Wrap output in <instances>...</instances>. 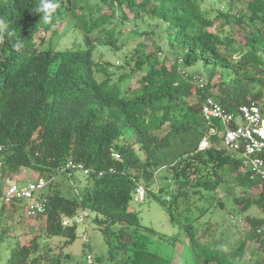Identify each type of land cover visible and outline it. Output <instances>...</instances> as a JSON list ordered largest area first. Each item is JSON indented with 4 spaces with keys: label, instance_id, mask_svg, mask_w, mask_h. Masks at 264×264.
<instances>
[{
    "label": "trees",
    "instance_id": "1",
    "mask_svg": "<svg viewBox=\"0 0 264 264\" xmlns=\"http://www.w3.org/2000/svg\"><path fill=\"white\" fill-rule=\"evenodd\" d=\"M203 1L59 0L45 24L36 11L40 0H0V19L8 25L0 44V246L9 248L6 264H73L62 250L76 238V225L62 221L85 211L101 217L94 221L110 264H264V185L250 180L240 155L222 146L221 125L201 114L210 95L233 114L256 101L264 115V0H214L227 6L214 18ZM239 4L243 13H237ZM124 11L134 22L131 34L151 35L159 52L138 46L124 61L133 68L113 83L111 64L95 61L93 53L99 46L122 48L118 42L128 38L119 29L128 20ZM145 17L156 23L138 24ZM62 22L80 32L83 46L56 50L49 39L42 48ZM17 40L23 43L14 47ZM164 47L169 55L162 56ZM197 64L207 69L202 88L187 73ZM132 78L136 88H123ZM211 125L216 133L200 150ZM69 162L91 171L82 173L81 194L43 193V238L34 234L21 244L2 223L6 207L25 216L24 203H3L6 181L23 170L47 186L58 174L73 179L77 170L60 171ZM232 184L244 191L259 187L257 197L239 196L233 203L241 212L254 207L262 215L248 218L250 228L234 243L216 224H194L210 209H223L217 189ZM142 185L145 198L154 197L167 211L177 235L142 226L129 210Z\"/></svg>",
    "mask_w": 264,
    "mask_h": 264
},
{
    "label": "rangeland",
    "instance_id": "2",
    "mask_svg": "<svg viewBox=\"0 0 264 264\" xmlns=\"http://www.w3.org/2000/svg\"><path fill=\"white\" fill-rule=\"evenodd\" d=\"M203 4L205 9L211 14L210 18H214L218 8L224 10L227 8L225 3H215L214 0H204ZM103 8V11L109 12L108 8ZM244 11L245 8L243 5L239 4L237 13H243ZM124 12H126L128 20L126 21L125 26H120L119 29H122L123 36L128 38L123 42H118V45L122 44V48L119 51H116L107 47L99 46L93 53V59L95 61L103 64H111L110 70L115 72V75L112 77L113 83H117L122 74L128 73L133 68V62L126 66L124 65V61L135 52L138 46L145 45L147 47L146 53L159 52L151 42V35L140 36L137 38L131 34L134 22L132 21V16L128 14L127 11ZM146 23L147 25H152L156 23V19L145 17L138 21V24L143 26H145ZM218 24H224V21H219ZM228 28L229 27H225L224 30H228ZM54 32H56V34L52 37ZM49 39L51 40L52 47L56 50L71 48L77 44L83 46L80 32L75 31L72 28V23L69 22H62L47 33L45 37L47 43L42 46V48L46 49L48 47L49 41L47 40ZM162 53V56L169 55L166 47L163 48ZM187 73L188 76L194 77L196 85L199 82L204 84L206 81L207 69L202 67L201 64L187 68ZM96 79L100 81L102 76L96 75ZM135 80L136 78H132L130 81H126L122 87L125 88L126 86H129L131 89H135ZM124 141L125 139L121 138L118 142L121 144ZM160 174L161 172L157 174V177ZM36 177L37 174L23 170L20 174L11 177L9 181L27 183L34 180ZM84 183V176L80 171H75V178L73 179H70L67 174H58L54 177L51 184L46 187L43 193L45 194L48 190L51 192L58 190L65 197H77L81 194ZM5 187L6 185L4 188ZM259 193L260 189L258 186H254L250 190L244 191L236 184H232L230 187L220 185L217 189L216 198L221 200L223 209H210L205 215L197 217L200 219L194 224L201 229L206 228L209 224L211 226L216 224L218 232L222 233L223 236L228 237L232 243L237 242L250 228L248 218H261L262 215L259 214L254 207H250L246 212H241L238 205L233 203V198L247 196L250 199L252 197H257ZM202 205H204L203 202L198 203V206ZM129 210L137 215L138 221L142 226L150 227L157 233L173 236L175 234L177 235L179 231L177 226L170 223L167 211L154 197L147 195L145 201L140 204L131 200ZM82 214H85L86 216L82 223L76 225V238L70 245L64 247L62 251L71 256L73 264H110L112 259L108 253V245L106 244L99 227L94 221L95 218L100 219L101 217L98 214L89 211L82 212ZM197 214V212L194 213V215ZM18 215H20V217ZM231 217H235L233 219V221H235L234 223ZM64 220L70 221L71 224H74L73 218L70 220L64 218ZM2 223L10 228L11 235L17 236V240L21 244H26L33 238L34 234L43 238L44 220L42 218H26L23 215L22 210L19 208L12 211L10 207H6ZM152 249L158 251L159 247L157 248V245L153 244ZM8 255L9 248L7 243H4L0 246V264H6ZM87 257L90 258V261L87 260Z\"/></svg>",
    "mask_w": 264,
    "mask_h": 264
},
{
    "label": "built area",
    "instance_id": "3",
    "mask_svg": "<svg viewBox=\"0 0 264 264\" xmlns=\"http://www.w3.org/2000/svg\"><path fill=\"white\" fill-rule=\"evenodd\" d=\"M179 58L177 63H181ZM199 82L197 86L203 87ZM201 114L205 122L209 124L219 123L221 125L222 146L236 152L242 158L243 166L248 170L250 180H257L264 185V115L261 112L260 105L252 101L238 108L237 113L233 114L226 110L214 97L207 95L204 97ZM216 133V128L211 125L208 133L199 143L198 149L203 150L209 145V138ZM111 157L117 159L118 153L112 151ZM65 168H71L88 175L91 171L84 169L81 165L69 162L60 171ZM101 174H99L100 176ZM6 187L3 188L1 199L7 206L13 202L24 203L23 211L27 218H40L45 214L46 199L42 196L47 187V182L43 178H36L27 183H17L6 181ZM146 191L143 186H138L133 201L142 203L145 201ZM85 214L73 217L75 225L83 222ZM233 221V217H231ZM70 220V219H69ZM235 221H233L234 223ZM70 221L63 220L62 225H74ZM90 261V258L87 257Z\"/></svg>",
    "mask_w": 264,
    "mask_h": 264
},
{
    "label": "clouds",
    "instance_id": "4",
    "mask_svg": "<svg viewBox=\"0 0 264 264\" xmlns=\"http://www.w3.org/2000/svg\"><path fill=\"white\" fill-rule=\"evenodd\" d=\"M60 7L59 0H40V5L37 7L36 11L42 13L41 19L45 24L50 23L52 20L53 14ZM8 30L7 23L0 19V44L4 41V33ZM11 35V33H9ZM23 43V40H17L13 45L17 47Z\"/></svg>",
    "mask_w": 264,
    "mask_h": 264
}]
</instances>
